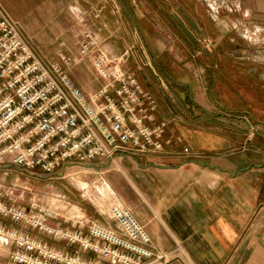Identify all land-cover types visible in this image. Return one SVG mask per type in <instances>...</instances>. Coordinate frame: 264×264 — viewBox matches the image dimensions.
I'll list each match as a JSON object with an SVG mask.
<instances>
[{
    "label": "crops",
    "instance_id": "1",
    "mask_svg": "<svg viewBox=\"0 0 264 264\" xmlns=\"http://www.w3.org/2000/svg\"><path fill=\"white\" fill-rule=\"evenodd\" d=\"M117 3L120 0H0L41 56L55 61L59 54L79 56L67 28L70 7L73 13L90 9V27L111 54L127 49L119 38L128 32L120 27ZM177 4L183 6V0ZM98 9L99 17H94ZM186 11L193 21V10ZM31 36L43 38L34 41ZM213 52H207L204 61H187L170 70L158 61L147 66L139 58L140 64L134 63V57L123 64L156 100L155 118L167 121L165 137L180 138L159 153L118 158L129 181L125 203L154 248L167 254L165 264H264V99L256 94L264 74L243 72L241 65ZM68 73L84 91L100 85L88 58L81 57ZM232 73L245 76L235 82ZM183 147L196 156L183 155ZM4 225L24 230L22 225ZM62 226L81 228L76 221ZM29 229L53 247L100 260L75 244Z\"/></svg>",
    "mask_w": 264,
    "mask_h": 264
},
{
    "label": "built area",
    "instance_id": "2",
    "mask_svg": "<svg viewBox=\"0 0 264 264\" xmlns=\"http://www.w3.org/2000/svg\"><path fill=\"white\" fill-rule=\"evenodd\" d=\"M76 12L72 14L78 18L85 14ZM99 43L91 29L78 34L79 57L91 53L88 59L100 81L99 87L84 91L68 73L78 59L64 54L58 55L59 61L41 57L0 5V163L41 178L70 164L110 163L115 158L159 153L165 144L180 141L165 137L167 121L155 118L156 100L123 67L128 52L111 54ZM181 153L196 156L188 147ZM39 212L32 214L0 199L1 217L75 244L100 260L53 247L28 231L0 223V244L7 247L0 264H165L168 260L126 207L111 205L104 221L76 220L81 228L74 230L48 224L45 219L51 215Z\"/></svg>",
    "mask_w": 264,
    "mask_h": 264
},
{
    "label": "rangeland",
    "instance_id": "3",
    "mask_svg": "<svg viewBox=\"0 0 264 264\" xmlns=\"http://www.w3.org/2000/svg\"><path fill=\"white\" fill-rule=\"evenodd\" d=\"M177 3L175 0H120V3H117L120 27L128 32L119 37L120 41L128 44L127 49L121 52H128L125 63L131 62L134 57V63H137L139 58L147 66L158 61L166 70H170L171 67L181 66L187 61H204L207 52L215 51L213 54L241 65L240 70L243 72L248 71V74L255 77L264 74V0H183V6ZM187 9L193 10V21L188 16ZM67 11L70 20L67 21V28L76 43L78 34L85 29L97 33L89 24L90 9L84 10L85 14L80 18L72 14V7ZM99 12L98 9L93 13ZM69 13L70 17H73L72 20ZM178 26L183 29H178ZM194 28L199 29L193 30ZM23 36L38 52L31 40ZM40 37L43 38H30L36 41ZM104 43L101 40L98 47ZM103 47L108 50L106 46ZM39 55L41 56L40 53ZM90 56L91 53L85 58ZM76 58L79 63L80 57ZM232 75L235 82L245 76L236 73ZM206 80L208 81L207 75ZM259 87L256 94L260 95L258 98L264 99V80L262 88ZM252 91L255 92L254 88ZM251 109L257 110L253 106ZM252 129L249 126L248 134L253 137ZM68 166H76L75 171L80 172L82 180L90 187L89 194H85L64 177L67 170L65 168V171L59 170L56 174L39 178L12 165L0 163V199L13 202L32 214H38L39 211L49 213L51 216L45 220L50 225H67L75 223L76 220L84 222L87 219L104 221L111 205L127 208L125 198L129 181L120 161L110 167L105 162ZM96 179L104 180L112 193L108 196L102 192L97 193L92 187ZM74 208H79V212L82 210L83 215L75 214ZM2 220L3 224L6 222L7 225H21L8 218ZM24 230L30 229L24 227ZM6 254V245L0 244V258L5 259Z\"/></svg>",
    "mask_w": 264,
    "mask_h": 264
},
{
    "label": "bare ground",
    "instance_id": "4",
    "mask_svg": "<svg viewBox=\"0 0 264 264\" xmlns=\"http://www.w3.org/2000/svg\"><path fill=\"white\" fill-rule=\"evenodd\" d=\"M114 163H119V159L115 158L109 164L112 165ZM80 175H81L80 172L75 171L74 167L70 166L65 171L64 177L68 178L69 181H71V183L77 185L81 190H83V192L85 194L86 193L89 194L91 192L89 190L90 187H88V184H87L86 181L82 180ZM92 187L99 194H100V192H102L104 195L108 196V194L112 193L110 187L108 186V184L104 180H101V179H96V181L93 183ZM74 209H75L74 210L75 214L81 215V212L78 211L79 208L78 209L74 208ZM71 215H74V214H71Z\"/></svg>",
    "mask_w": 264,
    "mask_h": 264
},
{
    "label": "water",
    "instance_id": "5",
    "mask_svg": "<svg viewBox=\"0 0 264 264\" xmlns=\"http://www.w3.org/2000/svg\"><path fill=\"white\" fill-rule=\"evenodd\" d=\"M206 165H208V164H206Z\"/></svg>",
    "mask_w": 264,
    "mask_h": 264
}]
</instances>
